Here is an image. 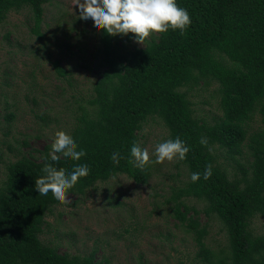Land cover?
I'll use <instances>...</instances> for the list:
<instances>
[{
    "label": "trees",
    "instance_id": "obj_1",
    "mask_svg": "<svg viewBox=\"0 0 264 264\" xmlns=\"http://www.w3.org/2000/svg\"><path fill=\"white\" fill-rule=\"evenodd\" d=\"M176 2L192 20L183 33H154L142 47L129 50L134 34L122 40V34L112 36L100 29L94 55L98 78L90 98L74 109L75 123L67 133L85 156L74 161L58 154V162L46 161L51 142L35 151L38 155L22 154L6 164L0 183V264H99L94 252L59 253L43 242L46 219L62 203L51 192L40 195L35 180L44 175L46 162L66 173L86 164L89 174L68 190L77 201L97 183L119 175L146 185L149 168L130 163V149L133 142L139 143L143 125L154 119L161 122L166 140L179 137L190 149L185 160H178L188 181L171 189L169 201L174 217L186 222L193 234L198 257L204 264H264V235L249 229L254 217L264 219V0ZM45 3L0 0V27L10 12L27 10L32 32L43 38ZM52 65L57 77L67 75L59 61ZM212 85L219 116L206 120L196 116L188 93ZM11 119L12 115L5 118ZM251 124L257 126L251 129ZM202 137L206 145L200 143ZM244 149L250 158L246 166L239 162ZM218 150L234 163L231 170L219 162ZM114 152L122 157L119 164L111 159ZM208 164L212 175L205 180ZM197 172L200 179L193 182L191 174ZM188 198L202 202L201 213L220 222L227 240L222 256H213L206 246V225L187 217Z\"/></svg>",
    "mask_w": 264,
    "mask_h": 264
},
{
    "label": "rangeland",
    "instance_id": "obj_2",
    "mask_svg": "<svg viewBox=\"0 0 264 264\" xmlns=\"http://www.w3.org/2000/svg\"><path fill=\"white\" fill-rule=\"evenodd\" d=\"M43 8L41 39L32 32L27 10L10 12L0 27V183L8 162L22 154L38 155L35 151L51 143L56 131L68 133L75 123L74 109L90 98L98 78L94 55L100 30L92 19H79L72 0H46ZM143 45L133 39L128 49ZM54 61L67 72L65 77L56 76ZM214 89L212 85L189 91L196 116L206 120L219 116ZM9 115L12 119L6 121ZM166 136L157 119L149 120L138 133L141 147L150 153ZM217 154L226 169L234 167L225 151ZM249 159L244 149L239 162L246 166ZM146 166L150 171L146 185L119 175L97 183L80 201L68 196L71 202L57 206L46 219L43 242L59 253L94 252L99 264H204L193 234L186 222L174 217L169 201L171 189L188 181L185 167L178 160ZM184 203L189 208L187 217L206 225L204 242L213 256H222L227 240L220 222L201 213L202 202L188 198ZM249 229L264 235V219L254 217Z\"/></svg>",
    "mask_w": 264,
    "mask_h": 264
},
{
    "label": "clouds",
    "instance_id": "obj_3",
    "mask_svg": "<svg viewBox=\"0 0 264 264\" xmlns=\"http://www.w3.org/2000/svg\"><path fill=\"white\" fill-rule=\"evenodd\" d=\"M72 5L79 9V19H92L98 30L103 29L112 36L132 33L140 45L154 33H165L169 29L183 33L192 23L188 11L180 7L176 0H72ZM200 143L206 145L207 139L202 137ZM77 148V143L69 134L62 130L56 131L51 151L44 159L58 162V154H62L65 158L79 161L86 152L83 149L78 151ZM189 150L179 137L156 143L151 153L138 142H133L130 149L133 159L129 162L143 168L150 163L183 161ZM111 159L119 164L122 157L119 152H114ZM41 171L44 175L35 180L39 194L46 196L51 192L56 200L67 204L71 202L68 200V190L81 177H86L90 170L86 164H82L75 166L71 173H66L65 169H58L53 163L46 162ZM211 175L212 165L208 164L203 178L207 180ZM190 178L196 182L200 179V173H192Z\"/></svg>",
    "mask_w": 264,
    "mask_h": 264
}]
</instances>
